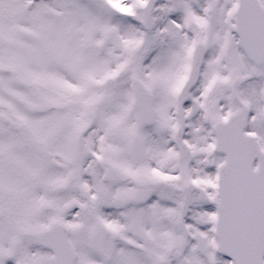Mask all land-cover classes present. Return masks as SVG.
<instances>
[{"label": "snow or ice", "instance_id": "1", "mask_svg": "<svg viewBox=\"0 0 264 264\" xmlns=\"http://www.w3.org/2000/svg\"><path fill=\"white\" fill-rule=\"evenodd\" d=\"M0 264H264V0H0Z\"/></svg>", "mask_w": 264, "mask_h": 264}]
</instances>
